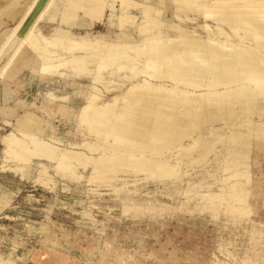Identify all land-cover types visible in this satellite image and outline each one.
<instances>
[{"label": "rangeland", "instance_id": "obj_1", "mask_svg": "<svg viewBox=\"0 0 264 264\" xmlns=\"http://www.w3.org/2000/svg\"><path fill=\"white\" fill-rule=\"evenodd\" d=\"M17 1L13 8L0 12V264H264V136L254 137L247 159L233 168L235 160L224 149L196 152L199 138L207 142L217 135L200 131L196 137L178 142L176 164L172 166L152 154L148 160L153 164L151 169L170 178L165 182L145 180L144 172H139L140 177L122 176L119 182L115 173L109 182L105 181L107 174L99 176V158L116 157L109 146L110 140L120 136L119 130L116 137H106L104 145L108 147L99 153L83 144L91 132L104 128L105 121L98 119L104 115L98 108L118 109L126 101L127 92L134 93L146 81L187 96L188 100L194 93H208L202 99H210L209 94L215 93L209 85L192 87L196 81L179 86L174 82L176 72L164 75L156 60L144 63V53L150 46H161L169 38L180 45L187 41L186 34L169 28L173 24L180 29L187 27L189 37L220 44L210 37L209 26H202L205 20L183 18L179 22L178 10L205 4L232 8L264 0H138L140 7L132 10L136 17L132 23L122 19L129 2L104 0L101 11L94 14L101 19L77 12L80 21L74 24L64 20L74 12L68 7L69 0H46L21 38L18 33L38 0ZM54 3L53 12L49 9ZM156 7L164 11L166 24L151 30L146 23L152 21L149 12ZM32 38L40 45H31ZM227 41H222L227 49H231V43L244 44L233 37H227ZM42 43L44 48L48 43L47 51ZM90 44L99 51L88 48L74 52L70 47ZM37 47L47 52V59L41 56L42 62L38 60ZM185 53L181 49L177 57L182 60ZM92 59L97 62L94 64ZM47 60L60 61L50 69ZM207 67L211 68V64ZM254 84L258 86V82ZM256 91L264 105V88ZM217 92L227 93L223 88ZM198 106L188 105L191 109ZM142 112L145 117L154 116L145 109ZM134 114L123 111L117 118L126 121ZM33 119L39 120L38 130H44L45 135L39 137L57 141L63 148L50 158L37 157L35 149L22 151L24 144L36 139L27 140L26 125L18 124ZM253 123L264 132V115L255 116ZM225 134L230 140L234 138L233 130ZM7 146L23 152L18 169L7 161L12 160L4 150ZM189 146L193 155L180 159ZM122 156L120 160L126 165H140L132 155L129 160ZM72 160L90 163L88 169L82 170L84 179L80 183L58 177L62 174L73 178L63 168L57 174L53 170L59 168V163ZM44 172L49 177L43 178ZM45 182H50L49 186ZM239 198L242 199L235 204L233 200ZM177 251L181 256L175 257L180 259H169ZM187 252L204 254L205 259H185Z\"/></svg>", "mask_w": 264, "mask_h": 264}, {"label": "bare ground", "instance_id": "obj_2", "mask_svg": "<svg viewBox=\"0 0 264 264\" xmlns=\"http://www.w3.org/2000/svg\"><path fill=\"white\" fill-rule=\"evenodd\" d=\"M102 1L104 0H69V3H67L69 4L68 7L72 8L74 12H69V14L65 16V22L69 24L79 23L80 17L77 12H88V14L96 17L94 14L96 12H100L101 8H103ZM183 1L191 2L194 0ZM197 1L199 2V0ZM45 2L46 0H38L33 11L27 17L23 27L18 33L20 38L27 32L29 27L39 16V5L41 6ZM121 2L130 3V7L124 9L122 19L128 23L134 22L136 17L132 13V10L140 7L138 4L139 1L122 0ZM17 3V0H0V12L3 9L7 10V8H13ZM55 3L49 10L53 11V9H55ZM86 3H89V6L86 5ZM48 6L49 5H46V8ZM161 7L164 8L165 6ZM199 8L192 6L186 7L183 10H178L177 14L179 19L177 21L181 22L183 18H190L189 20L193 19V21L197 22H199V20H205L206 24H203L202 26H209L208 31L210 33V37H214L215 40L220 42V44H216V42L209 43L208 39L207 42L200 40L198 36L194 35L189 37L187 27L180 29L181 27L173 24L169 26V28L172 31L175 30L177 34H186L188 38L187 41L180 45V43H178L175 39L173 40L172 38H169L161 46H150L148 50L145 51V58L143 60L145 61L144 63L156 60L157 63H159L160 72L163 74L176 72L174 82H176L179 86H185L189 81H196L192 87L202 89L209 85L213 88L211 90L215 93L211 92L212 94H209L208 97H210V99H202L203 96H207L208 93L204 94L201 90L202 93H199L198 95H196L197 93H194L191 96L192 100H188L187 96H180L179 94H175L173 91L171 92L163 88L161 89L159 85L154 82L149 83V81H146L148 83H144L140 89L134 93L127 92L126 101L123 104H120L118 109L115 108L113 110H109L108 107L98 108L101 115H104V118H98L99 121L102 119L105 121L104 128L91 132L83 144H86V147L89 148V150L99 153V151H104V147H108L107 145H104V140H107L106 137H109V134L110 136L111 134L112 136H115L116 131L118 130L120 133L117 140H110V150L117 153L115 154L116 157L99 158L97 164L100 169H98V171L96 170V172L99 173V176L101 177L107 174L106 180L104 179L106 182L111 180L112 173L118 175L117 182H119L122 176L133 175L140 177L139 172H144L146 178L145 180L148 181L155 182L161 179V182H165L169 180L170 178L167 176L151 169L153 164H151L148 160L152 159V154L157 155L156 160H165L166 162H169V166H172L176 164V160H174L176 155L174 153L179 149L178 142H186L187 138H191L192 136L196 137L195 134L200 131L202 132L203 130H208L212 134L216 132L217 135L214 136V139L207 142L203 137L199 138L198 143H200V146L196 152L201 151L202 149L206 151H209L210 149H224L228 151L229 156L235 160V165H232V167L237 168L240 167L239 165L245 159H247L254 137L258 135L264 136V132L262 130H258L253 123V118L255 116L264 115V105L262 104L261 99H258L256 96V90L258 88H264V1L257 2L255 4L250 1L249 3H245L243 6H232V8H229L228 5L221 7L218 5L207 4ZM154 10L158 11L159 14L155 15ZM160 12V9L157 7L149 12L152 21L146 23V27L151 28V30L163 28L166 24V15L163 13L164 11ZM46 15L45 17H49V13ZM96 18L101 19L102 16ZM49 19H51V17L48 18V20ZM65 35L66 37L68 36V38L72 37L69 36L68 33H65ZM158 35L161 36L162 34ZM227 37H233L238 40L237 42L243 41L244 44L242 45V42L241 44L231 43V49H227L223 44L224 42H228ZM35 39L36 38H32L29 42L34 47L37 45V41ZM223 40L224 42H222ZM39 45L40 44L37 46ZM43 45L44 44L42 43L41 47H43ZM46 45L45 48L43 47L45 50L49 47ZM58 45L60 47L59 43ZM70 47L73 48V51L80 49V52L81 50L82 52H85L88 48L91 50L96 46L94 44L83 45L81 47L79 46L77 49H75L74 46L72 47V45ZM37 49L39 50L40 48L37 47ZM43 49L41 48V51L39 50L37 53L40 55H37L39 59L36 57L40 62L43 61L42 57L47 59V50L45 51ZM94 49L96 50L97 48ZM112 49L113 48H106V51L113 52L114 49ZM181 49L187 51V53L183 55L182 60L177 57V53ZM22 54H24V51ZM80 55L78 56L82 59ZM91 55L89 54L90 57ZM40 57L42 60H40ZM85 57L84 60L86 59ZM31 61L34 60H30L29 63L32 64ZM47 61L48 62L46 63L51 62H49V60ZM56 61L58 60H55V63H50L49 66H52L50 69H55L53 65L56 66L60 60L58 62ZM105 61L108 62L109 60L107 61V59H105ZM35 62L37 61L35 60ZM92 62L95 64L97 61H93L92 59ZM209 64H211V68L207 67ZM89 65L93 66V64L90 63ZM254 82H258L257 87L254 86L256 85ZM228 86L230 88L227 89ZM220 88L226 90L227 93L222 94L217 92ZM194 104L199 105L197 109H191L188 107V105L190 106ZM134 109H136L135 114L133 113ZM144 109L149 113H153L154 116L152 118L145 117L142 112ZM123 111H129V113L134 114L135 117L133 116L126 121L121 119L118 120V114ZM30 121L31 122L28 123L25 120H22V123L21 121L19 122L18 127L26 125L27 134L25 136L28 137L27 140L30 139L33 141L36 139V141L33 142L34 144L36 143V145L33 147V143L24 144L22 146V151L25 149L26 152H29L35 149L37 151V157L50 158L54 151H61L63 149L59 142H48L42 137H39V134H45L43 133L44 130L42 133L38 130V119H36L37 122L34 121V119ZM34 124L36 126H34ZM227 130H233V139L230 140L227 138L225 134ZM21 141L22 140L17 141V147L15 148L19 149L18 147L21 145ZM15 148L7 146L4 150L6 151L7 157L12 159L10 161L7 160L9 164L11 166H16L18 169V159L23 152H19V150ZM185 148H188L185 149V152H183L184 147L180 150L183 152V154L179 155L180 159L182 156L187 157L190 154L193 155L194 151L190 146ZM122 155H124V157L127 156L126 158H128L129 155H132L134 158L139 160L140 165L131 163H129L130 165H126L125 162L120 160L123 158ZM127 160H129V158ZM132 161L133 160L130 162ZM89 164L90 163H86V161L83 163L76 160H72L70 162L64 161L63 163L58 164L59 168H53V170L57 174V172H61V169L63 168V172L68 171L73 178L62 174L57 175L58 177L73 183H80V179H84L82 170L88 169L90 167L88 166ZM65 165L67 166L66 168ZM166 168L170 171L168 167ZM40 172H42L41 168ZM42 175L43 178H45V176H47V172H44ZM49 183L50 182H45V185L49 186ZM50 188L53 189V187ZM241 199L242 198H239L233 201L237 204V201ZM210 201L212 202V200ZM211 210L213 211L214 208ZM193 258L205 259L201 256L199 257L190 254L185 257V259ZM169 259L175 258L170 257Z\"/></svg>", "mask_w": 264, "mask_h": 264}, {"label": "crops", "instance_id": "obj_3", "mask_svg": "<svg viewBox=\"0 0 264 264\" xmlns=\"http://www.w3.org/2000/svg\"><path fill=\"white\" fill-rule=\"evenodd\" d=\"M176 254H177V255H176ZM180 254H181V251H177V252H175V253L172 252V255H171V256L169 255V257H172V258H175V259H177V258L180 259V257H175V256H178V255H180ZM186 254H187L186 256H188V254H190V253L187 252ZM190 255H196V256H199V257L201 256V257L205 258L204 254H198L197 252H195V254H190ZM180 256H181V255H180Z\"/></svg>", "mask_w": 264, "mask_h": 264}]
</instances>
